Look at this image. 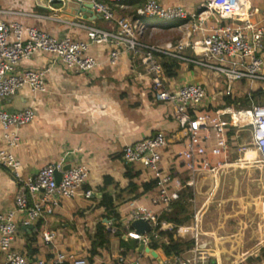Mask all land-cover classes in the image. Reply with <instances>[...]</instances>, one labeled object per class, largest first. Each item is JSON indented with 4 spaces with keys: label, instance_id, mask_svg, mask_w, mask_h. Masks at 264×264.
Segmentation results:
<instances>
[{
    "label": "crops",
    "instance_id": "0c3cea01",
    "mask_svg": "<svg viewBox=\"0 0 264 264\" xmlns=\"http://www.w3.org/2000/svg\"><path fill=\"white\" fill-rule=\"evenodd\" d=\"M158 1L166 7H183L194 12L206 0ZM91 3L92 0H0V9L12 12L3 17L6 22L16 21L26 27H36L56 38L70 36L76 40H86L87 33L82 29L31 15H49L56 10L64 19L79 18L99 28L112 29L114 22L106 21L94 10L92 13L82 12L83 7ZM251 3L259 12L256 20L263 19L264 0H251ZM111 6L117 19L135 18L139 7L128 3ZM142 21L146 27L143 39L150 44L199 38L197 35L187 38V33L191 31L185 32V22H166L155 18ZM111 50L109 45H91L89 54L99 64L83 75L72 74L61 65L52 66L51 55L38 52L30 60L22 62L19 70L49 68L47 92L34 93L30 87H24L1 102L7 112L31 107L36 114L31 124L13 129L19 137L13 152L22 163L24 176L34 177L42 167L60 160H65L66 165L72 167L86 165L89 177L84 189L101 193L103 197L105 180L109 178L113 183L105 191H110L119 204L121 220L106 223L105 209L99 206L101 198L88 199L79 195L63 199L56 212L39 223L42 229L56 233V238L50 244H45L41 236L20 224L14 246L18 251L27 253L33 262H49L57 254L64 253L69 260L83 257L90 264H117L120 256L140 260L144 264L158 263L151 256L138 253L139 240L129 236L130 233L136 235L130 225L134 214L140 209H146L149 214L147 217L157 219L174 210L172 206L167 208L160 203L156 186L145 191L144 185L154 183L155 175L140 163L127 164L123 159L125 146L164 133L168 146L161 150L160 166L164 172L172 175V186L180 193L187 187L192 190L190 186L200 174L192 176L179 155L184 150L186 133L174 120V105L153 98L149 93L150 75L141 63L132 60L129 55L123 54L116 64H110L108 58ZM186 54L193 55V51L188 49ZM262 55L264 57V46ZM174 63L175 68L170 71V75L165 69L168 88L177 90L188 84L201 85L206 89L207 99L200 109L234 107L227 105L225 85L218 74L193 65ZM258 89L264 90V83L243 82L236 85L232 98L249 95ZM229 127L228 139L238 137L237 133L243 130ZM245 131L251 134L250 129ZM252 144L255 147L253 139ZM4 147V130L0 126V148ZM255 156L254 151H248L245 161L252 163ZM215 158L212 157V160ZM16 193L14 177L0 165V212L15 206ZM100 223H104L108 231V242L103 246L94 245L98 241L96 232ZM186 224L178 227L174 236L176 240L188 241L182 234L187 229ZM155 236L157 242L166 243L167 237L159 236L158 233ZM150 242L147 243L149 247ZM156 252L163 260L162 252ZM212 264H216L214 259Z\"/></svg>",
    "mask_w": 264,
    "mask_h": 264
},
{
    "label": "built area",
    "instance_id": "2783aa9c",
    "mask_svg": "<svg viewBox=\"0 0 264 264\" xmlns=\"http://www.w3.org/2000/svg\"><path fill=\"white\" fill-rule=\"evenodd\" d=\"M132 2L139 4L137 16L117 19L111 4ZM92 4L96 14L114 22L112 29H102L79 18L64 19L56 10L49 15H31L82 29L87 33L86 40L70 36L56 38L36 27H26L16 21L6 22L3 17L12 12L0 9V126L6 143V147L0 148V165L12 174L17 184L15 206L0 212V264H90L83 257L69 260L64 253L57 254L49 262H33L27 253L14 246L20 224L41 236L45 244L53 243L56 233L42 229L40 221L53 215L63 199L79 195L93 198L92 191L84 189L89 177L86 165L63 171L66 162L60 160L42 167L34 177H28L24 176L22 163L13 152L19 141L13 129L31 124L36 114L31 107L7 112L1 102L24 87H30L34 93L47 92L49 68L19 70L22 62L30 60L38 52L50 54L52 66L61 65L75 75L87 74L98 66L96 58L89 54L93 44L112 48L108 58L110 64H116L123 54L141 63L151 77L149 93L156 101L169 102L175 107L174 120L186 133L184 150L179 155L192 176L213 169L212 157L225 154L229 126L251 130L253 143L264 164V104L252 103L248 108L200 109L207 99L206 89L201 85L188 84L171 90L166 85L163 65L164 60H172L215 72L223 79L227 97H233L236 85L243 82L264 83V18L256 20L259 12L253 8L251 0H206L194 12L183 7H166L158 0H92ZM146 18L185 22V32L191 31L187 38L194 35L199 38L150 44L143 39L146 27L142 19ZM188 49L193 51V55L186 54ZM167 146L166 135L159 133L125 146L123 159L128 164L140 163L153 171L158 200L169 208L179 199L180 192L172 186V175L160 166L161 150ZM57 172L62 174L60 183ZM147 215L146 209H140L133 219L151 218L152 233H155L158 219ZM173 227L167 222L160 224V230L167 231ZM129 236L140 240L138 235L130 233ZM145 241L150 242L149 235ZM211 258L210 251L196 242L189 251L171 255L163 259L162 264H212ZM117 264L144 263L120 256Z\"/></svg>",
    "mask_w": 264,
    "mask_h": 264
},
{
    "label": "rangeland",
    "instance_id": "374dc122",
    "mask_svg": "<svg viewBox=\"0 0 264 264\" xmlns=\"http://www.w3.org/2000/svg\"><path fill=\"white\" fill-rule=\"evenodd\" d=\"M237 134L212 160L215 167L190 186L194 196L184 217L191 220L182 234L208 249L216 264H264V164L249 131ZM248 151L256 153L252 163L245 161Z\"/></svg>",
    "mask_w": 264,
    "mask_h": 264
},
{
    "label": "trees",
    "instance_id": "16d2710c",
    "mask_svg": "<svg viewBox=\"0 0 264 264\" xmlns=\"http://www.w3.org/2000/svg\"><path fill=\"white\" fill-rule=\"evenodd\" d=\"M130 5H138V3H128ZM175 62V61H174ZM172 60H165L164 68L166 69L167 73L169 74L170 71L175 68V63ZM170 75V74H169ZM252 103L264 104V90L258 89L254 92H251L250 95H246L239 98H227V105H233L234 107H242L248 108L251 106ZM128 164V163H127ZM106 184L104 187L103 197L99 202V206L105 209V218L110 221L119 222L121 217L118 213L119 204L115 202V196L110 191H105L110 184L113 183L109 178H106ZM156 186V181L151 183V185H144L145 191L149 189V187ZM193 198V192L191 188L187 187L180 193L179 199L172 203V207L174 212L172 213H165L158 219V225L155 229V233H151L149 235L150 238V248L162 252L163 258H167L171 255L175 254H182L188 249L194 246V241H187L184 242L180 239H175V233L177 232L178 227L183 226L188 221L191 220L188 216L184 215L188 212L187 205L190 199ZM169 222L174 225L173 229L167 231H160V224L162 222ZM159 232V236L167 237L168 244L166 243H159L156 240V233ZM108 231L106 225L104 223H100L97 227L96 237L98 239L97 246H103L105 243L108 242ZM138 242V240H135ZM96 246V247H97Z\"/></svg>",
    "mask_w": 264,
    "mask_h": 264
},
{
    "label": "water",
    "instance_id": "95a60500",
    "mask_svg": "<svg viewBox=\"0 0 264 264\" xmlns=\"http://www.w3.org/2000/svg\"><path fill=\"white\" fill-rule=\"evenodd\" d=\"M82 12H88L92 13L93 12V4L85 5L82 9ZM72 168V165L68 164L63 168V171L70 170ZM57 181L60 183L62 174L60 172L56 173ZM92 197L99 199L102 198L101 193L97 192H92ZM105 222H109L107 219H105ZM130 228L133 229L140 237L139 240V246L137 248L138 253L140 254H147L151 256L152 258L156 259L159 264L163 263V260L159 257V254L149 246H147V243L145 241V238L153 232V225L151 223V220L149 218H139L135 219L131 222Z\"/></svg>",
    "mask_w": 264,
    "mask_h": 264
}]
</instances>
